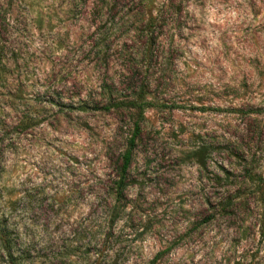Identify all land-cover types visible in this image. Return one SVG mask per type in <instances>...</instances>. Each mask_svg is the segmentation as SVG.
Masks as SVG:
<instances>
[{
  "label": "rangeland",
  "instance_id": "rangeland-1",
  "mask_svg": "<svg viewBox=\"0 0 264 264\" xmlns=\"http://www.w3.org/2000/svg\"><path fill=\"white\" fill-rule=\"evenodd\" d=\"M261 176L264 0H0V264H264Z\"/></svg>",
  "mask_w": 264,
  "mask_h": 264
},
{
  "label": "trees",
  "instance_id": "trees-1",
  "mask_svg": "<svg viewBox=\"0 0 264 264\" xmlns=\"http://www.w3.org/2000/svg\"><path fill=\"white\" fill-rule=\"evenodd\" d=\"M140 90L141 92L139 94H137L132 100H128V101L120 100V99L114 100L112 97H110L109 103L107 104V107H106L107 110H111L112 108L120 109L124 107L126 110L130 111V113L132 114V119L134 120L133 121V131H132L130 138L128 139V146L122 155V161H121V165L119 168L120 175H119V181L117 182V190L119 193H122L124 189L126 188L127 179H128V171L132 164L134 149L137 145V140L140 137L141 131H142L141 121L145 117L146 107L151 105L148 102V99L145 93V87H141ZM81 107H82L81 108L82 110L88 109V105H83ZM260 179L262 180V183H263V186H261V189H260V193H262L263 200H264V178L261 176ZM113 222L114 220H112V223ZM102 250H104V248Z\"/></svg>",
  "mask_w": 264,
  "mask_h": 264
}]
</instances>
